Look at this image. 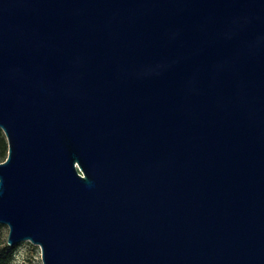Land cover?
I'll use <instances>...</instances> for the list:
<instances>
[{"label": "water", "instance_id": "water-1", "mask_svg": "<svg viewBox=\"0 0 264 264\" xmlns=\"http://www.w3.org/2000/svg\"><path fill=\"white\" fill-rule=\"evenodd\" d=\"M0 129L43 264H264V0H0Z\"/></svg>", "mask_w": 264, "mask_h": 264}, {"label": "rangeland", "instance_id": "rangeland-1", "mask_svg": "<svg viewBox=\"0 0 264 264\" xmlns=\"http://www.w3.org/2000/svg\"><path fill=\"white\" fill-rule=\"evenodd\" d=\"M9 228L2 225L0 229V245L8 244ZM16 254L11 264H43L41 249L31 242H22L16 245Z\"/></svg>", "mask_w": 264, "mask_h": 264}, {"label": "trees", "instance_id": "trees-1", "mask_svg": "<svg viewBox=\"0 0 264 264\" xmlns=\"http://www.w3.org/2000/svg\"><path fill=\"white\" fill-rule=\"evenodd\" d=\"M8 157V142L2 129H0V163ZM2 225L0 224V229ZM17 247L4 243L0 245V264H11L14 261Z\"/></svg>", "mask_w": 264, "mask_h": 264}]
</instances>
